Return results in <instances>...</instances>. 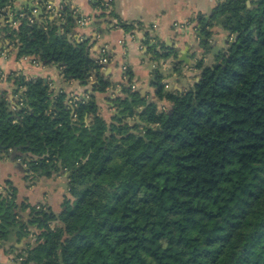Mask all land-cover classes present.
I'll list each match as a JSON object with an SVG mask.
<instances>
[{
  "label": "trees",
  "instance_id": "trees-1",
  "mask_svg": "<svg viewBox=\"0 0 264 264\" xmlns=\"http://www.w3.org/2000/svg\"><path fill=\"white\" fill-rule=\"evenodd\" d=\"M246 1L216 0L197 15L206 38L215 25L227 32V54L209 65L198 58L188 89H164L155 69L154 100L123 84L109 121L93 94L67 97L42 77L9 75L19 100L10 109L0 94V153L18 151L30 181L51 172L67 179L57 213L17 202L9 181L0 190V241L11 224L33 239L15 254L21 264H264V0ZM45 2L36 18L0 0V34L17 57L58 63L63 78L82 83L94 74L91 89L105 91L88 39L72 36L79 16L67 2L54 16ZM93 5L105 16L102 0ZM144 43L153 58L177 54ZM126 76L129 84L128 68Z\"/></svg>",
  "mask_w": 264,
  "mask_h": 264
},
{
  "label": "crops",
  "instance_id": "crops-1",
  "mask_svg": "<svg viewBox=\"0 0 264 264\" xmlns=\"http://www.w3.org/2000/svg\"><path fill=\"white\" fill-rule=\"evenodd\" d=\"M94 1L46 0L51 4L54 16H57L56 10L62 7V3L67 2L76 15L88 17L84 25H79L76 21L72 36L75 39H88L90 56L97 61L102 56L106 57L105 62H99L100 73L110 85L105 91H93L91 84L95 80L94 74L82 83L75 79L63 78L58 63L36 64V58L31 55L17 57L15 46L9 44L8 39L0 34V94L6 97L10 109H14L17 95L9 75L20 73L26 78L42 77L48 81L52 93L63 91L67 97L76 98H86L88 94H93L100 113L109 121L111 115L116 113L109 99L121 95L123 84H134V90L146 95L148 100H154L151 80L155 69L163 74L161 83L164 89L182 92L197 79L198 69L194 64L198 58H202L204 64L209 65L220 57V52L214 56L209 54V50L203 52L204 41L197 35L200 31L196 27L197 15H209L216 0H109L105 16H97L99 11L93 5ZM36 3L39 6V0ZM36 3L32 0H13L15 9L25 6L31 9ZM110 10L123 22L131 23V29L124 31L116 24L110 26L111 20L117 19L108 14ZM3 23L4 20L0 17V24ZM13 26L16 27V24ZM211 39L216 41L218 47L225 49L227 32L215 25L212 27ZM144 40H149L150 45L155 43V49L160 52L163 50L160 49L159 43H162L169 49L176 50L177 54L174 56L170 53L166 57L153 58L146 50ZM180 53L186 61L177 60ZM176 63L178 73L173 69ZM127 68L132 72L129 84ZM157 103L158 106L168 105L164 100ZM17 155L18 151L15 149H9L5 154L0 153V190L8 187L5 182L9 181L10 185L16 188L17 202L25 200L30 205H43L57 213L61 200L67 193L65 173H42L30 181L24 178V165ZM63 181L66 188L59 186ZM19 216L25 219L27 209L20 211ZM33 232L35 229H32L31 233ZM32 241V237L21 233L18 225L5 226V238L0 241V264H21L15 254Z\"/></svg>",
  "mask_w": 264,
  "mask_h": 264
},
{
  "label": "built area",
  "instance_id": "built-area-1",
  "mask_svg": "<svg viewBox=\"0 0 264 264\" xmlns=\"http://www.w3.org/2000/svg\"><path fill=\"white\" fill-rule=\"evenodd\" d=\"M33 2H37V0H32ZM103 1V3L106 5V6H108V2H109V0H102ZM13 4V3H12ZM45 6H46V8H51V4L50 3H48V2H45ZM4 11L7 13V15H8V19L10 20V17L12 16V5H10V4H7L4 8ZM15 9V8H14ZM20 9H22V8H20ZM40 8H39V6H38V3H36V6H34V7H32L31 9H30V13H31V15L33 16V17H36V18H39V13H40V11H38ZM60 9H61V7H60ZM59 9V10H60ZM59 10H56V15L57 16H59L60 15V13H59ZM19 15L21 16L22 15V13H19ZM79 17H78V19H77V23L79 24V25H84L87 21H88V17H86V16H82V15H78ZM33 17H29V19L32 21L33 20ZM11 24H16V21H11ZM115 24L117 25V19H113V20H111V22H110V26H115ZM131 37L133 36L132 34H129ZM78 40H81V38L80 39H78ZM106 61V57L105 56H102V57H100L99 59H98V62H105ZM34 62L36 63V64H38L40 61L39 60H37V59H35L34 60ZM125 68V67H124ZM130 87H131V89H134L135 88V85L134 84H131L130 85ZM74 98H76V97H74ZM85 98V97H84ZM17 100H19V98H17L16 97V99H15V101H17Z\"/></svg>",
  "mask_w": 264,
  "mask_h": 264
},
{
  "label": "water",
  "instance_id": "water-1",
  "mask_svg": "<svg viewBox=\"0 0 264 264\" xmlns=\"http://www.w3.org/2000/svg\"><path fill=\"white\" fill-rule=\"evenodd\" d=\"M247 3H249V0L246 1ZM197 35H199V37L205 42H208V45L210 47L209 49V54L211 56H214L215 54L220 52V57H222L223 55L227 54L226 49H221L220 47L217 46L216 41L210 38H206L204 35L200 34L199 32H197ZM227 42V39L225 40V43ZM178 61H186L183 58L182 53H180V55L177 57ZM42 63L44 64V61H42Z\"/></svg>",
  "mask_w": 264,
  "mask_h": 264
},
{
  "label": "rangeland",
  "instance_id": "rangeland-1",
  "mask_svg": "<svg viewBox=\"0 0 264 264\" xmlns=\"http://www.w3.org/2000/svg\"><path fill=\"white\" fill-rule=\"evenodd\" d=\"M14 25V24H13ZM16 25H17V22H16ZM225 41V40H224ZM226 44V43H225ZM191 85H189L186 89H188L189 87H190ZM59 186H61V187H63V188H66V183H64V181L63 182H61V183H59Z\"/></svg>",
  "mask_w": 264,
  "mask_h": 264
}]
</instances>
